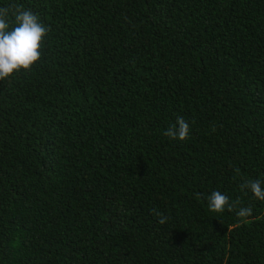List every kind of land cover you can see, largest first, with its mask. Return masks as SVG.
Instances as JSON below:
<instances>
[{
    "label": "trees",
    "instance_id": "obj_1",
    "mask_svg": "<svg viewBox=\"0 0 264 264\" xmlns=\"http://www.w3.org/2000/svg\"><path fill=\"white\" fill-rule=\"evenodd\" d=\"M0 6L49 28L0 82V264H264V0Z\"/></svg>",
    "mask_w": 264,
    "mask_h": 264
},
{
    "label": "clouds",
    "instance_id": "obj_2",
    "mask_svg": "<svg viewBox=\"0 0 264 264\" xmlns=\"http://www.w3.org/2000/svg\"><path fill=\"white\" fill-rule=\"evenodd\" d=\"M49 28L41 18L31 10H15L0 6V82L13 77L22 70L31 68L41 59L43 42ZM190 124L177 117L174 126L164 135L171 139L184 141L190 136ZM245 188L259 201H264V181H248ZM208 208L214 213H222L231 208L229 197L220 191H212L207 197ZM253 214L252 208H241L237 216L241 223Z\"/></svg>",
    "mask_w": 264,
    "mask_h": 264
}]
</instances>
